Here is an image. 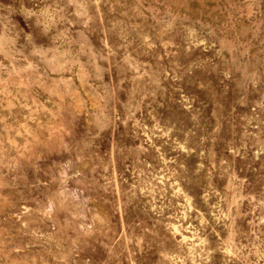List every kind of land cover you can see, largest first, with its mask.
Masks as SVG:
<instances>
[{
  "label": "rangeland",
  "instance_id": "1",
  "mask_svg": "<svg viewBox=\"0 0 264 264\" xmlns=\"http://www.w3.org/2000/svg\"><path fill=\"white\" fill-rule=\"evenodd\" d=\"M0 264H264V0H0Z\"/></svg>",
  "mask_w": 264,
  "mask_h": 264
}]
</instances>
